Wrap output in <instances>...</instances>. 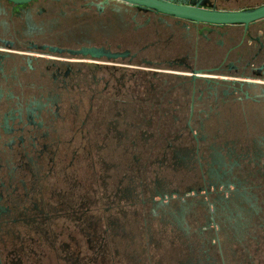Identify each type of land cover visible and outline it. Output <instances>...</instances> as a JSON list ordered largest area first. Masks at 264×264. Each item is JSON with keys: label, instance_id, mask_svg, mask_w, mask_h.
Here are the masks:
<instances>
[{"label": "flooded vegetation", "instance_id": "flooded-vegetation-1", "mask_svg": "<svg viewBox=\"0 0 264 264\" xmlns=\"http://www.w3.org/2000/svg\"><path fill=\"white\" fill-rule=\"evenodd\" d=\"M46 1L0 0V264H136L137 235L151 259L169 242L179 264H264V25L132 7L153 43L73 44L23 30L56 15ZM251 112L258 131L221 121Z\"/></svg>", "mask_w": 264, "mask_h": 264}, {"label": "rangeland", "instance_id": "rangeland-1", "mask_svg": "<svg viewBox=\"0 0 264 264\" xmlns=\"http://www.w3.org/2000/svg\"><path fill=\"white\" fill-rule=\"evenodd\" d=\"M62 1L63 0H47V3H50L51 5L57 7L56 15L54 17H50L49 20H46L44 25L41 27L35 25L34 21H30L27 24L23 25V30L26 33L30 34L36 32L40 28L46 30H55L62 33L60 34V37H62L63 39H69L73 44L102 43L104 41L119 40L120 44H122L123 46H129L131 43L130 39L135 37L137 45L138 47H140L142 45L153 43L156 40V38L151 36L147 32V30L136 32L134 31V27L136 26L132 21L134 10L128 4L117 0H109L107 2L105 0H68L70 11L65 15L64 11L60 10ZM210 1L215 2L216 5L219 6V10H238L243 8H251L264 3V0ZM89 2H103L105 4L104 13L102 15H99L95 5H86ZM0 8V13L8 12V8L6 5L1 4ZM24 10L25 8L19 9L18 12L22 13L24 12ZM139 19L141 18L137 16L136 20ZM0 23L6 24L7 16L0 15ZM259 23L264 25V21H260ZM161 34V42L158 45V48L160 49L161 47H163L164 40L168 37L169 32L167 30H161ZM57 35H59V33H57ZM183 35V31L175 30L176 37H181ZM160 71L171 74V72L181 70L161 68ZM261 90H263V88H261ZM228 118L230 120L229 126H232L233 124L236 125V127L232 128L233 130L231 131L236 132L240 136L245 133L246 127H249V130H251L252 132L258 131L257 129L260 128L258 126V112H251L246 117L240 115L238 117H223L221 119L222 123L225 124ZM167 119V128L170 129V125H175L176 123L171 122V117H168ZM252 132H250L249 134H257H254ZM199 200L200 198L194 200V204H197ZM193 228L196 229V225ZM140 239L141 238H139V236L137 235L135 242V253H133L135 254L136 264H158V261L162 262V264H179V262H186L185 255H183L182 259V257H180V254L177 253V247L169 242L163 243L162 248L159 246V250L154 251V249L151 248V252H153L154 254L152 259L148 255H141L143 245ZM138 258L140 259V262L138 261Z\"/></svg>", "mask_w": 264, "mask_h": 264}, {"label": "water", "instance_id": "water-1", "mask_svg": "<svg viewBox=\"0 0 264 264\" xmlns=\"http://www.w3.org/2000/svg\"><path fill=\"white\" fill-rule=\"evenodd\" d=\"M14 7H22L40 0H3ZM138 11L151 12L191 24H204L209 26L239 25L245 29L252 23L264 20V3L256 7L238 10H219L214 6L207 7L210 0H117ZM77 53L90 54L100 58L106 56L112 59H124L128 51L122 53H108L103 49L82 48ZM198 73L193 72L192 78L196 79Z\"/></svg>", "mask_w": 264, "mask_h": 264}, {"label": "crops", "instance_id": "crops-1", "mask_svg": "<svg viewBox=\"0 0 264 264\" xmlns=\"http://www.w3.org/2000/svg\"><path fill=\"white\" fill-rule=\"evenodd\" d=\"M210 6H214L216 9H219V6H217L215 2L209 1V3L207 4V7H210Z\"/></svg>", "mask_w": 264, "mask_h": 264}]
</instances>
